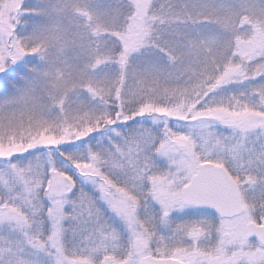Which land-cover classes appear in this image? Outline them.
<instances>
[{
  "label": "snow or ice",
  "instance_id": "1",
  "mask_svg": "<svg viewBox=\"0 0 264 264\" xmlns=\"http://www.w3.org/2000/svg\"><path fill=\"white\" fill-rule=\"evenodd\" d=\"M0 264H264V0H0Z\"/></svg>",
  "mask_w": 264,
  "mask_h": 264
}]
</instances>
